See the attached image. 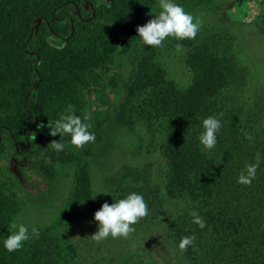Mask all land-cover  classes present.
Instances as JSON below:
<instances>
[{
  "label": "trees",
  "instance_id": "1",
  "mask_svg": "<svg viewBox=\"0 0 264 264\" xmlns=\"http://www.w3.org/2000/svg\"><path fill=\"white\" fill-rule=\"evenodd\" d=\"M186 1L202 17L217 8L216 1ZM159 11V0H0V241L26 208L23 197L30 199L3 164L8 158H24L28 172L47 183L59 181L62 170H77L71 198L90 202L84 167L92 142L56 152L50 142L68 137L49 135L48 121L70 104L75 115L89 118L96 136L106 117L105 94L118 80L114 72L137 38L129 33ZM186 64L191 83L170 93L164 119L163 189L188 209L169 223L166 238L190 264H264V103L241 102L236 89L242 78L231 58L206 44L193 47ZM207 116L221 122L211 150L198 141ZM257 153L254 179L237 183ZM192 210L203 218V229L192 223ZM192 235L193 245L179 250V240ZM45 252L41 243L24 242L13 252L0 243V264H47Z\"/></svg>",
  "mask_w": 264,
  "mask_h": 264
},
{
  "label": "rangeland",
  "instance_id": "2",
  "mask_svg": "<svg viewBox=\"0 0 264 264\" xmlns=\"http://www.w3.org/2000/svg\"><path fill=\"white\" fill-rule=\"evenodd\" d=\"M210 1H216L217 8L202 17L186 0H174L200 21L194 39L166 38L152 47L141 45L137 37L125 50L114 72L116 86L105 94L106 117L87 150L90 202L71 198L77 170L67 175L62 170L59 181L47 183L28 172L24 158L3 162L30 194L29 200L23 197L26 208L16 222L29 228L27 245L42 244L47 264H190L165 234L188 204L168 200L163 189L168 131L164 119L170 93L191 83L189 51L204 43L220 58H231L242 78L236 89L241 102L264 103V0ZM130 192L143 196L147 215L131 225L134 230L127 236L93 239L95 211Z\"/></svg>",
  "mask_w": 264,
  "mask_h": 264
},
{
  "label": "clouds",
  "instance_id": "3",
  "mask_svg": "<svg viewBox=\"0 0 264 264\" xmlns=\"http://www.w3.org/2000/svg\"><path fill=\"white\" fill-rule=\"evenodd\" d=\"M160 11L154 15L142 26H137L136 33L141 45L159 47L166 38H175L176 40H191L197 35L200 28V21L195 19L192 14L186 12L184 8L174 2V0H159ZM181 47V45H177ZM88 117L83 120L75 115L73 105H68L64 112L52 121H48V134L56 136H67L66 142L60 139L50 142L51 148L56 151H62L66 144L79 149L96 139L95 133L89 131L92 127L88 122ZM221 127V122L216 116H207L201 121L202 131L198 135V141L203 150H211L217 143V134ZM255 163L246 164L244 169L237 177V183L249 185L255 177L256 169L261 161V156L257 153ZM148 208L141 194L130 192L124 198L115 202H105L99 210L95 211L93 220L96 222L97 231L92 235L93 239L99 241L109 236H127L134 229V225L139 218L146 216ZM192 223L200 229L205 227L203 218L197 211H190ZM11 232L3 238L0 243L4 250L13 252L21 249L25 241L30 239L29 228L24 223L13 222ZM31 233L35 234L36 229L32 228ZM195 236L182 237L177 248L185 250L187 246L193 245Z\"/></svg>",
  "mask_w": 264,
  "mask_h": 264
},
{
  "label": "water",
  "instance_id": "4",
  "mask_svg": "<svg viewBox=\"0 0 264 264\" xmlns=\"http://www.w3.org/2000/svg\"><path fill=\"white\" fill-rule=\"evenodd\" d=\"M134 34H136V30H133L129 33L130 36H133Z\"/></svg>",
  "mask_w": 264,
  "mask_h": 264
}]
</instances>
